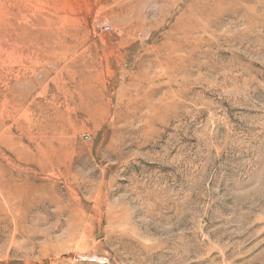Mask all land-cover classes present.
<instances>
[{
	"label": "rangeland",
	"instance_id": "1",
	"mask_svg": "<svg viewBox=\"0 0 264 264\" xmlns=\"http://www.w3.org/2000/svg\"><path fill=\"white\" fill-rule=\"evenodd\" d=\"M0 264H264V0H0Z\"/></svg>",
	"mask_w": 264,
	"mask_h": 264
},
{
	"label": "built area",
	"instance_id": "2",
	"mask_svg": "<svg viewBox=\"0 0 264 264\" xmlns=\"http://www.w3.org/2000/svg\"><path fill=\"white\" fill-rule=\"evenodd\" d=\"M103 29L107 31L109 29V27L108 26H104Z\"/></svg>",
	"mask_w": 264,
	"mask_h": 264
}]
</instances>
